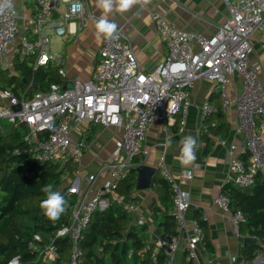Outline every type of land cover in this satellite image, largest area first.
<instances>
[{
	"label": "built area",
	"instance_id": "built-area-1",
	"mask_svg": "<svg viewBox=\"0 0 264 264\" xmlns=\"http://www.w3.org/2000/svg\"><path fill=\"white\" fill-rule=\"evenodd\" d=\"M16 1L12 0L11 9L0 13V68L12 66L14 59L24 61L32 58L33 69L54 60L50 50L51 37L66 38L69 25L75 23L79 30L85 20L93 16L86 0H34L38 8L36 15L23 17L21 23ZM19 1L25 4L28 0ZM222 1L229 15L216 33L208 37L180 29L153 11L154 26L165 42L167 54L150 72L140 69L131 42L118 27L115 37L103 38L98 49V61L88 78H71L67 81L71 86L66 88L53 82L45 90L34 91L29 97L17 98L12 92L0 89V120L26 128L22 138L26 145L15 149L14 153L29 155L33 160H66V156L78 159L85 144L75 139L73 132L79 133L78 129L83 124L122 129V138L113 150L112 159L97 174L85 177L84 193L74 201L70 219L56 231V237L69 235L72 240L68 258L61 264H78L81 231L91 215L110 206L119 181L128 175L131 168L143 164L149 155L150 147L144 144L149 124L158 121L166 139L176 121L179 123L178 132L183 131L190 104L189 90L199 79H208L216 84L223 111L233 103L236 108V128L243 134L247 160L234 154L235 146L230 147V179L235 185L250 187L255 183L257 173L264 175V87L259 81L261 66L249 57L252 51L250 35L255 31L264 33V0ZM58 73L66 76L61 68ZM234 74L241 77L242 90L231 99L228 85ZM17 106L19 108L16 109ZM217 110L204 100L200 107L201 117L205 118ZM165 152L162 147L157 167L171 189L170 215L175 222L176 235L169 241L158 240L157 247H165V264H173L178 243L183 239L188 264H200L197 245L202 240L203 230L196 219L192 220L190 227L186 225L190 195L171 172ZM137 157H142L138 163L134 161ZM104 172L108 173V178L95 185L100 173ZM181 177L188 182L192 174L184 170ZM78 180L79 177L74 176L71 182L73 193L77 192L74 185ZM214 203L229 213L233 231L238 233L245 217L240 211H230L229 196L219 192ZM143 222L139 220L140 224ZM35 238L39 239L37 235ZM40 253L45 254L46 260L55 259L51 245ZM154 256L155 251L152 253ZM14 259L20 264L18 255L9 264Z\"/></svg>",
	"mask_w": 264,
	"mask_h": 264
},
{
	"label": "crops",
	"instance_id": "crops-1",
	"mask_svg": "<svg viewBox=\"0 0 264 264\" xmlns=\"http://www.w3.org/2000/svg\"><path fill=\"white\" fill-rule=\"evenodd\" d=\"M86 2L93 16L87 18L84 26L79 30L77 24L69 25L68 36L61 39V56L51 60L57 64V72L61 68L66 73L65 77L58 73L59 83L63 85L68 83L67 81L71 78L86 79L90 76L92 67L98 61V49L103 40V38L98 39L95 34L96 21L101 17L115 22L122 29L136 53L140 69L143 72H150L164 60L167 54L165 42L158 35L154 26L151 16L153 11L161 14L168 22L180 29L200 33L207 37L216 33L219 25L224 23L229 15L222 0H150L149 3L134 6L125 13H102L96 6V0H86ZM33 4L35 3L30 1L25 4L19 0L15 2L16 10L21 15V23H23V17L36 15L37 11L35 14L33 13ZM76 28V32L73 33ZM250 43L252 51L249 57L251 61L260 64L259 81L264 87V33L253 32L250 35ZM13 73L16 72L13 70ZM241 90V77L234 74L228 85L229 97L234 99ZM218 92L216 84L208 79H199L195 82L189 90L190 104L184 129L182 132H178V121L170 128L167 139L172 141V146L165 152V159L174 177L180 181L181 187L187 190L190 195V205L185 214L186 225L190 227L192 220L196 219V215L205 221L208 244L203 242L204 230L202 229V240L197 245L200 264H242L244 238L249 235L233 231L229 213L220 209L214 203V198L221 192L225 184L234 183L229 176L230 147L235 146L234 154L240 159L244 158L242 159L244 161L247 160V153L243 150V134L236 128L235 105L233 103L223 111L221 96L218 97L220 92ZM204 100H208L217 108L220 107L226 128L224 132L216 129L218 124L216 112L205 118L201 117L200 107ZM91 124L94 123L80 126L79 133L73 132L74 138L81 140L82 135ZM94 126L96 135L93 142L87 145L78 159L73 158L77 163L76 170L66 178V181L71 183L74 176L79 177L74 185L77 192L70 196L72 201L77 200L84 193L86 189L85 177L97 174L100 168L112 159L113 150L122 138L120 127H105L99 124H94ZM201 134L210 139L211 146L207 151H205L207 142L201 138ZM186 135L197 138L196 160L191 165L182 167L177 157L180 149L179 141ZM165 140L166 134L160 123L156 120L150 123L144 139L145 146L150 147V153L141 164L155 169L149 184L135 187L130 197L123 195L122 189L121 191L116 190L114 193V201L123 205L124 208H133L129 210L133 223L145 226L144 238L148 243L155 245V251L158 249L157 241L162 239L163 230L155 218L154 207L157 206L163 211L165 210L167 214L170 213L169 200L167 205L165 203L166 188L155 183V180L161 179L157 161ZM139 166L135 167L136 174ZM184 170L190 171L192 174V178L188 182H184L181 177ZM105 178H108V173H100L95 185H99ZM139 220H143V224H140ZM173 264H188L183 239H180L178 243ZM255 264H264V256L258 259Z\"/></svg>",
	"mask_w": 264,
	"mask_h": 264
},
{
	"label": "trees",
	"instance_id": "trees-1",
	"mask_svg": "<svg viewBox=\"0 0 264 264\" xmlns=\"http://www.w3.org/2000/svg\"><path fill=\"white\" fill-rule=\"evenodd\" d=\"M28 1L35 3L34 0ZM35 4L34 14L38 9ZM33 64L32 58L14 60L13 70L16 73L0 69V89L21 98L29 97L37 90L43 91L53 82L59 83L55 62L50 60L36 69H33ZM218 108L215 113L218 119L216 129L224 132L223 114ZM0 123V264H9L17 255L20 264H61L68 258L72 240L69 235L56 237L55 234L70 219L74 201L63 188L66 178L75 172L77 163L73 158L63 162L39 161L26 154H15V149L26 145L22 140L26 128L13 126L7 121ZM95 135V126L91 124L81 138L85 148L93 142ZM201 138L207 142V151L211 146L210 139L204 134ZM141 159L137 157L134 161L138 163ZM136 176V168H131L128 175L119 181L116 190L122 189L121 193L130 197L136 187ZM254 179L255 183L250 187L229 182L221 189L230 198V211H240L245 217L238 233L254 238L244 242L242 264H251L256 257L264 256V175L257 173ZM155 183L166 188L165 203L167 205L169 200L171 208L169 184L162 176ZM46 184H52L53 190L59 191L68 201L66 212L55 222L47 219L40 208L41 201L45 199L41 189ZM154 210L163 236L171 238L176 235L175 222L170 213L157 206ZM196 220L204 230L203 242L208 244L205 221L197 215ZM145 230V226L133 223L128 209L112 201L106 210L95 211L82 229L78 264H165V247L155 251V245L144 238ZM36 235L39 239L35 238ZM48 245L55 250L52 261L46 260L45 254L40 253ZM154 251L155 256L152 257Z\"/></svg>",
	"mask_w": 264,
	"mask_h": 264
},
{
	"label": "clouds",
	"instance_id": "clouds-1",
	"mask_svg": "<svg viewBox=\"0 0 264 264\" xmlns=\"http://www.w3.org/2000/svg\"><path fill=\"white\" fill-rule=\"evenodd\" d=\"M150 0H96V6L102 13H125L132 9L134 6L145 5ZM13 7L12 0H0V13L5 9ZM96 37L98 39L106 38L112 39L116 36L118 25L115 22L109 21L106 17H101L96 21ZM179 156L177 160L182 167L191 165L196 160L197 138L192 135L184 136L180 141ZM172 146V141L166 139L162 145L165 151ZM41 191L45 194V199L40 203V208L43 215L52 222L59 220L68 207V201L59 192L53 190L52 184H46L42 187ZM10 264H17L14 259Z\"/></svg>",
	"mask_w": 264,
	"mask_h": 264
},
{
	"label": "water",
	"instance_id": "water-1",
	"mask_svg": "<svg viewBox=\"0 0 264 264\" xmlns=\"http://www.w3.org/2000/svg\"><path fill=\"white\" fill-rule=\"evenodd\" d=\"M71 84L70 83H66L64 85V87H70ZM16 109L19 108L18 106L15 107ZM155 172V169L145 166V165H141L137 168V181H136V187H140L143 185H148L151 179V176L153 175V173ZM162 239L165 241H169L170 238L164 237L162 236ZM254 238L253 237H245L244 238V242H250L253 241ZM263 256H258L253 260V264H255L257 262L258 259H260Z\"/></svg>",
	"mask_w": 264,
	"mask_h": 264
},
{
	"label": "rangeland",
	"instance_id": "rangeland-1",
	"mask_svg": "<svg viewBox=\"0 0 264 264\" xmlns=\"http://www.w3.org/2000/svg\"><path fill=\"white\" fill-rule=\"evenodd\" d=\"M50 50H51V54L56 58H59L61 56V53H62V41H61V38L60 37H56V36H52L51 39H50ZM2 70H8V71H13V66H10V67H2L0 68ZM207 80V79H205ZM6 121L5 119H1L0 122H4ZM68 158H73V157H68L66 156V159ZM57 161H65V159H59ZM61 162V163H62ZM64 191H65V194L66 195H74L73 192H71V183H68L67 181L64 183ZM128 209V208H126ZM129 210V209H128Z\"/></svg>",
	"mask_w": 264,
	"mask_h": 264
}]
</instances>
